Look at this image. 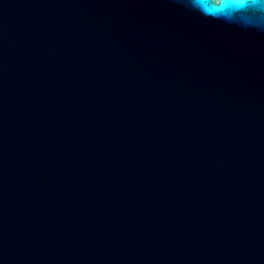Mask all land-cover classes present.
<instances>
[{
	"label": "water",
	"instance_id": "water-1",
	"mask_svg": "<svg viewBox=\"0 0 264 264\" xmlns=\"http://www.w3.org/2000/svg\"><path fill=\"white\" fill-rule=\"evenodd\" d=\"M0 264H264V0H0Z\"/></svg>",
	"mask_w": 264,
	"mask_h": 264
}]
</instances>
